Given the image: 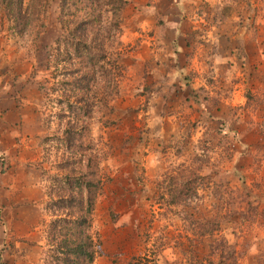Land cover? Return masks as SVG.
<instances>
[{"label":"rangeland","instance_id":"374dc122","mask_svg":"<svg viewBox=\"0 0 264 264\" xmlns=\"http://www.w3.org/2000/svg\"><path fill=\"white\" fill-rule=\"evenodd\" d=\"M127 1L118 38L91 33L94 264H264V24L238 0ZM61 2L21 0L18 34L0 0V264H58Z\"/></svg>","mask_w":264,"mask_h":264},{"label":"trees","instance_id":"16d2710c","mask_svg":"<svg viewBox=\"0 0 264 264\" xmlns=\"http://www.w3.org/2000/svg\"><path fill=\"white\" fill-rule=\"evenodd\" d=\"M2 1H8L3 10L5 9L9 20L17 19L16 27L13 28L18 34L25 32L32 22H26L25 14L28 16V10L24 9L21 0L17 4L11 0ZM127 4V0L61 2L60 24L66 36L58 43V65L52 74L56 73L63 78L58 116L66 128L62 131L65 138L60 141L66 148V153L70 151V155L64 156L62 165L64 169L75 167V172L66 176V183L58 188L61 194L50 204L55 212L63 211L62 214H57L53 222V240H57L53 246L58 264H94L96 260L89 231L92 227L91 214L101 186L100 164L96 156H87L85 153L91 150L87 119L93 114V107H96L94 99L99 83L98 72L104 71L101 61H105L107 50L103 44L97 43L102 40H95L91 33L97 30L100 32L99 26L105 17H109V37L118 38L121 34L120 16ZM30 7L35 11L31 15H35L37 7L34 4ZM114 29L116 35L110 34Z\"/></svg>","mask_w":264,"mask_h":264},{"label":"crops","instance_id":"0c3cea01","mask_svg":"<svg viewBox=\"0 0 264 264\" xmlns=\"http://www.w3.org/2000/svg\"><path fill=\"white\" fill-rule=\"evenodd\" d=\"M237 5L239 12L241 10H246L248 20L250 17H257L256 21H249L248 26L250 29L252 28V30L255 31V26L261 27V25L264 24V0H238ZM261 13L262 16H260ZM237 16H241L240 13H238ZM262 34L264 36V31H262Z\"/></svg>","mask_w":264,"mask_h":264}]
</instances>
